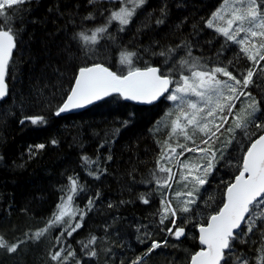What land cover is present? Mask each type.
Here are the masks:
<instances>
[{
	"label": "snow or ice",
	"instance_id": "obj_1",
	"mask_svg": "<svg viewBox=\"0 0 264 264\" xmlns=\"http://www.w3.org/2000/svg\"><path fill=\"white\" fill-rule=\"evenodd\" d=\"M41 6V0H0V105L8 106L0 112V122L15 117L21 127L46 125L49 116L62 118L88 106L122 107L128 101L163 105V115L149 132L163 127L167 134L155 141L159 150L147 177L138 181V168L131 163L138 144L125 145L131 166L123 173L124 189L131 194L137 184H147L149 191L135 195L144 205L159 195L153 221L130 225L134 231L127 235L144 248L129 264H147L170 247L179 249L189 233L196 243L184 264H264V0H160L156 6L151 0H53L42 16L37 14ZM174 10L180 15L174 16ZM49 24L55 31H48ZM36 29L59 43L55 59L35 78L25 100L14 95L10 79L16 78ZM208 30L212 39L202 46L200 37ZM112 48L119 50L118 63L107 59ZM29 104L39 114L13 110ZM135 115L117 118L118 127L103 130L102 136L93 132L99 138L94 158L82 151L79 159L94 182L116 171L109 170L117 160L113 146L122 130L134 127ZM5 144L0 137V147ZM47 145H29L28 159ZM61 175L60 195L43 226L12 238L0 232V252L25 255L56 229L47 250L49 264H94L101 254L105 264H116L114 249L125 247L116 227L123 217L113 214L101 235L89 233L77 241L79 249L69 239L84 229L89 214L133 201L105 202L97 188L81 207L77 200L88 189L79 173ZM153 227L165 235L152 238ZM168 264H175L174 258Z\"/></svg>",
	"mask_w": 264,
	"mask_h": 264
},
{
	"label": "trees",
	"instance_id": "obj_2",
	"mask_svg": "<svg viewBox=\"0 0 264 264\" xmlns=\"http://www.w3.org/2000/svg\"><path fill=\"white\" fill-rule=\"evenodd\" d=\"M53 0H41V7L38 15H43L46 8ZM107 3V1H101ZM153 6H156L160 0H151ZM208 3H216V0H207ZM173 15H180L178 10L173 11ZM57 24L60 22L57 21ZM113 22L112 30H115ZM2 26V25H0ZM91 26V25H89ZM48 31H55L52 24L47 25ZM211 30L203 33L200 37L201 45L206 39H212ZM60 33H57L59 37ZM123 35V34H121ZM47 42L48 47H45ZM49 40L44 32L40 29L35 30V35L29 41V50L21 58L18 64L16 78L10 79V88L14 86V95L22 94L21 99L27 100L30 88L33 86L35 78L41 74V70L50 61L55 59L56 44ZM219 47V45H216ZM205 55L209 54V49L204 48ZM194 55H200L199 51L194 50ZM231 56V53H228ZM147 58V57H145ZM107 59L110 63L119 60V50L112 48L107 53ZM12 101H9L11 104ZM7 105H0V112L7 108ZM14 111H28L32 114H39L40 110L32 105H27L24 109H13ZM164 106L146 107L137 106L125 102L122 107H117L115 104L108 106L101 104L99 107H91L83 112L62 116V118L49 116V122L46 125H31L26 123L21 127L15 122V117H9L7 123L0 122V137L6 140V144L0 147V155L4 156V160L0 161V232L6 233L8 238L18 236L25 230L36 229L42 227L44 220L55 209V204L60 193L57 191V186L64 183V176L61 174H71L73 171L79 173L81 183L87 186L85 192L80 193L77 203L82 207L86 203L87 197L99 188L102 196L107 201H118L120 199L129 200L133 203L121 206L119 209L111 211L104 209L89 214L86 218V225L79 234H73L74 239L70 238L73 248L79 249L77 241L84 240L89 233L101 235V228L105 221L111 222V216L117 215L123 217L116 225L124 236L125 247L123 249H114V259L116 264L120 260L124 264H128L131 259L143 251L144 245L138 244L134 236H128V233L134 231L130 225L137 221L141 223H149L153 221V213L158 208L159 195L152 198L149 205H144L136 200L135 195L138 192L149 191L147 184H137V186L129 194L124 189L127 183V177L123 175L124 170L135 163L138 168L137 180L141 175L147 177L149 169L153 167L154 158L159 150V145L156 140L163 141L166 138V129L161 127L159 133L152 134L149 129L152 123L163 115ZM135 113L133 121L134 127L129 126L128 130H122L118 138V143L113 146L117 160L110 165V172L116 170L113 175L103 179L102 182H94L93 179L87 176L86 171L80 163L81 152H86L89 156L95 155L96 145L99 138L93 136V132H100L103 135V130L114 129L118 124L114 121L127 118V113ZM151 121V123H150ZM77 137L74 141L73 137ZM51 138H56L60 141L59 145H47V141ZM129 142L138 144V148L134 150L131 163L129 162L130 153L125 147ZM35 143H46V149L40 154L29 160L28 146ZM81 144L83 148H81ZM103 156L104 150L101 149ZM138 158V159H137ZM16 165H22L17 167ZM224 171H229L225 169ZM223 172H221V175ZM177 188V185H173ZM216 185L213 183L209 193H212ZM145 190V191H144ZM217 201L220 199V193L215 192ZM203 207V205H202ZM29 209L28 212L22 209ZM132 208V209H131ZM189 227H191L189 225ZM58 230L54 229L49 233L48 239L40 244H34L26 249V254L18 257L6 255L0 252V264H49L47 250L50 247L52 236ZM154 239L162 238L165 233L159 231V228L153 227ZM112 239H116L113 235ZM192 234L189 233L188 238L183 240L179 249L168 248L165 253L153 255L147 261V264H168L170 259L175 260V264H184L187 254L194 250ZM242 251L247 252V248H242ZM85 259H88L85 257ZM94 260V264H105L103 254L99 260Z\"/></svg>",
	"mask_w": 264,
	"mask_h": 264
},
{
	"label": "water",
	"instance_id": "obj_3",
	"mask_svg": "<svg viewBox=\"0 0 264 264\" xmlns=\"http://www.w3.org/2000/svg\"><path fill=\"white\" fill-rule=\"evenodd\" d=\"M128 103H131V104H134V105H138V106H147V105H139L137 104L136 102H132V101H128ZM92 106H88L87 108L85 109H78V110H74L73 112L71 113H65V114H62V116H65V115H69V114H76V113H80V112H83L89 108H91Z\"/></svg>",
	"mask_w": 264,
	"mask_h": 264
},
{
	"label": "bare ground",
	"instance_id": "obj_4",
	"mask_svg": "<svg viewBox=\"0 0 264 264\" xmlns=\"http://www.w3.org/2000/svg\"><path fill=\"white\" fill-rule=\"evenodd\" d=\"M153 124V123H152ZM145 191V190H144ZM132 209V208H131ZM129 264V263H128Z\"/></svg>",
	"mask_w": 264,
	"mask_h": 264
},
{
	"label": "rangeland",
	"instance_id": "obj_5",
	"mask_svg": "<svg viewBox=\"0 0 264 264\" xmlns=\"http://www.w3.org/2000/svg\"><path fill=\"white\" fill-rule=\"evenodd\" d=\"M164 129V128H163Z\"/></svg>",
	"mask_w": 264,
	"mask_h": 264
}]
</instances>
